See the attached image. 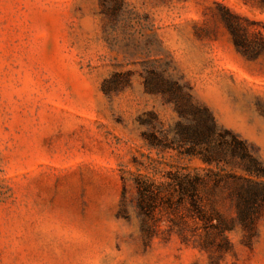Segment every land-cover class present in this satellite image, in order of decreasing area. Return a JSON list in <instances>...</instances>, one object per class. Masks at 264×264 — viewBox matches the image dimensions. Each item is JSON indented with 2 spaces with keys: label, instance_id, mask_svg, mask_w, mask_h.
Listing matches in <instances>:
<instances>
[{
  "label": "rangeland",
  "instance_id": "rangeland-1",
  "mask_svg": "<svg viewBox=\"0 0 264 264\" xmlns=\"http://www.w3.org/2000/svg\"><path fill=\"white\" fill-rule=\"evenodd\" d=\"M225 10L264 42V0H0V264H264V213L250 233L225 192L203 197L228 245L165 217L148 239L136 203L146 166L206 168L152 147L179 121L167 81L264 166V43L243 57Z\"/></svg>",
  "mask_w": 264,
  "mask_h": 264
},
{
  "label": "trees",
  "instance_id": "trees-1",
  "mask_svg": "<svg viewBox=\"0 0 264 264\" xmlns=\"http://www.w3.org/2000/svg\"><path fill=\"white\" fill-rule=\"evenodd\" d=\"M223 21L237 51L249 60L256 59L264 42L251 41L241 23L242 18L231 11L225 10ZM167 84L166 88H155L151 93L162 94L168 103L174 104L179 121L171 141L169 135L161 140L155 138L152 147L163 144L167 149L177 151L181 158L196 159L206 168L191 171L180 167L163 172L155 170L152 164L146 166L149 174L135 180L143 234L148 239L155 237L156 223L164 217L178 229L191 219L202 222L208 236L217 233L228 245L225 237L228 227L216 218L218 216L206 203L203 193L206 190L210 191V196L217 191L227 193L236 208L238 221L252 233L264 213L263 163L248 141L220 127L210 110L194 101L190 89L178 82L167 81ZM138 165L140 168L145 166ZM160 174L162 178L157 182L154 175ZM216 220L218 222L214 224ZM181 231L179 229L178 233L183 235Z\"/></svg>",
  "mask_w": 264,
  "mask_h": 264
}]
</instances>
